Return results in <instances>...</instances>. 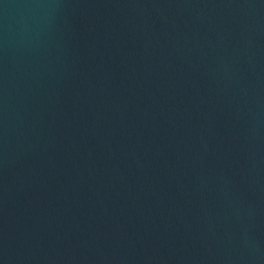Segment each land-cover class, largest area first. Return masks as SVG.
Returning a JSON list of instances; mask_svg holds the SVG:
<instances>
[{"label": "water", "instance_id": "obj_1", "mask_svg": "<svg viewBox=\"0 0 264 264\" xmlns=\"http://www.w3.org/2000/svg\"><path fill=\"white\" fill-rule=\"evenodd\" d=\"M0 264H264V0H0Z\"/></svg>", "mask_w": 264, "mask_h": 264}]
</instances>
